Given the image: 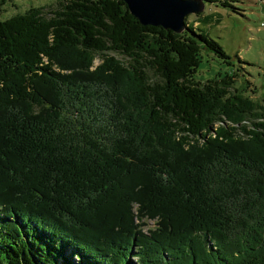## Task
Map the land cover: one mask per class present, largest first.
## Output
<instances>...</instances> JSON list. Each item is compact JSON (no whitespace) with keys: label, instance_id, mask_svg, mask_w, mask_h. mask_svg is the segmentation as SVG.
<instances>
[{"label":"trees","instance_id":"trees-1","mask_svg":"<svg viewBox=\"0 0 264 264\" xmlns=\"http://www.w3.org/2000/svg\"><path fill=\"white\" fill-rule=\"evenodd\" d=\"M186 27L109 0L0 20V264H264V115L193 80L226 57Z\"/></svg>","mask_w":264,"mask_h":264},{"label":"rangeland","instance_id":"rangeland-1","mask_svg":"<svg viewBox=\"0 0 264 264\" xmlns=\"http://www.w3.org/2000/svg\"><path fill=\"white\" fill-rule=\"evenodd\" d=\"M58 1L63 0H0V20L22 14L29 7H52ZM231 1L230 4L235 11L214 5L216 8L211 7V9H215V12L210 13L211 16L201 23L203 35L211 38L221 48L226 59L221 60L212 52L200 50L193 80L202 84L212 78L218 80L225 75L233 76V79L231 77L233 85L231 84L228 90L229 95L238 94L249 100L259 107L264 115V0ZM204 8L207 13L208 4H205ZM197 15H189L186 19L193 20ZM106 56L121 63L125 60L124 57L113 53H106ZM99 63L100 57L97 55L92 61L90 70ZM108 83L113 84L111 80ZM114 86L116 91L123 95L120 85L115 83ZM125 96L129 100V96ZM130 108H132L131 103ZM258 113L257 111L256 116ZM222 119L224 123H217L216 127L230 128L232 124ZM256 121L258 119H254L252 123ZM260 121L264 122V119L260 118ZM249 122L250 120L246 119L242 123L251 130ZM236 135L244 139L240 137L242 136L240 133ZM260 168H264V165ZM251 188H257L256 183L251 184ZM145 224L143 231L152 227L151 221ZM261 229L264 230L262 227Z\"/></svg>","mask_w":264,"mask_h":264},{"label":"water","instance_id":"water-1","mask_svg":"<svg viewBox=\"0 0 264 264\" xmlns=\"http://www.w3.org/2000/svg\"><path fill=\"white\" fill-rule=\"evenodd\" d=\"M122 2L141 26L161 27L175 34L188 32L184 19L203 11L202 0H109Z\"/></svg>","mask_w":264,"mask_h":264},{"label":"crops","instance_id":"crops-1","mask_svg":"<svg viewBox=\"0 0 264 264\" xmlns=\"http://www.w3.org/2000/svg\"><path fill=\"white\" fill-rule=\"evenodd\" d=\"M205 7V4H204ZM212 8H216L213 4H208V9H207V13H205V8H203V11L197 15L193 20L190 19H186V25H188L189 27H191L193 30H195L196 32L199 33H204L203 27L201 28V23L203 21H205L207 18H209L210 13L215 12V9H211Z\"/></svg>","mask_w":264,"mask_h":264}]
</instances>
